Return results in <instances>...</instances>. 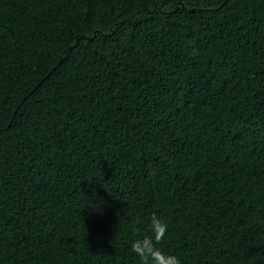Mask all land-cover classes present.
<instances>
[{
	"label": "trees",
	"instance_id": "16d2710c",
	"mask_svg": "<svg viewBox=\"0 0 264 264\" xmlns=\"http://www.w3.org/2000/svg\"><path fill=\"white\" fill-rule=\"evenodd\" d=\"M264 264V0H0V264Z\"/></svg>",
	"mask_w": 264,
	"mask_h": 264
},
{
	"label": "clouds",
	"instance_id": "9594fccd",
	"mask_svg": "<svg viewBox=\"0 0 264 264\" xmlns=\"http://www.w3.org/2000/svg\"><path fill=\"white\" fill-rule=\"evenodd\" d=\"M151 236L137 239L131 244V251L138 257L140 264H182L174 254H166L158 245L165 239L167 225L155 214L151 216Z\"/></svg>",
	"mask_w": 264,
	"mask_h": 264
}]
</instances>
